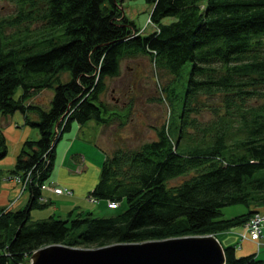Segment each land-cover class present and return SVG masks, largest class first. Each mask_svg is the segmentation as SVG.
<instances>
[{
	"label": "trees",
	"instance_id": "obj_1",
	"mask_svg": "<svg viewBox=\"0 0 264 264\" xmlns=\"http://www.w3.org/2000/svg\"><path fill=\"white\" fill-rule=\"evenodd\" d=\"M14 1L17 9L6 22L41 23L0 30V113L20 110L38 133L22 140L7 169L22 180L27 175L23 189L29 195L15 209L0 206V264L25 261L47 243L101 246L215 234L258 212L264 203V0H144L154 26L146 31L124 15L122 0ZM137 53L172 75L159 96L172 118L153 126L155 136L138 147L103 153L86 194L113 210L124 200V207L110 215L78 209L29 220L30 208L46 205L41 184L55 142L70 123L122 122L129 105L117 110L100 94L104 78L118 74L120 59ZM185 62L181 103L171 110L168 100L177 92L172 80ZM61 71L69 77L60 79ZM44 87H52L46 107L30 101ZM200 95H219L221 111L197 119ZM6 143L0 129V158ZM178 175L186 177L167 183ZM235 202L245 209L222 216L220 208ZM223 248L222 264H264L254 252L236 255L234 243Z\"/></svg>",
	"mask_w": 264,
	"mask_h": 264
},
{
	"label": "rangeland",
	"instance_id": "obj_2",
	"mask_svg": "<svg viewBox=\"0 0 264 264\" xmlns=\"http://www.w3.org/2000/svg\"><path fill=\"white\" fill-rule=\"evenodd\" d=\"M120 7L121 9H123L122 11L124 15L129 19H132L136 27H142L143 31L150 30V28L154 29L153 24L150 23V19L147 17L148 10L150 9V5L148 2L144 0H122ZM15 9H17V4H15L14 0H0L1 32L7 33L14 30L16 31V27L21 26V24L23 23L28 24L27 27H29V29H32L33 26L40 25V21H28L27 19L20 20V22L16 25H10L8 22H6V19L9 16L13 15ZM164 18L165 19L163 20L168 19V17ZM119 62L120 64L118 74L114 76H107L104 78L106 85L104 87V91L100 95L103 101H105L108 105L113 106V108L117 110L125 108L126 105H129V108L126 115L121 116L122 122H119L118 118L120 117H118L116 119L112 118V120L108 123L102 124V136H100L101 138L98 140L99 143L105 146V148L107 149L106 153H110L111 150L117 147H138V145L143 140H149L150 138L155 136L152 129L153 126H159L161 123H164L167 118L168 121L172 118L171 115L168 116L169 113L168 106L166 105L167 102H165L162 97H159L161 93L160 88L163 87L164 84L171 82L170 80L172 78V75L168 73L169 71H166L165 69L160 67L153 66L148 58V55L145 53H137L135 55L123 57ZM188 66L189 64L185 62L181 66L180 71L176 74V77L172 80L174 88L177 92L175 93L173 102L168 100V104L171 107V110L172 108L179 106V103H181L179 96H181L182 92H184L183 88L186 82ZM58 76H60V79L62 80L69 77L67 71H61ZM51 88L52 87H45L44 89H47L52 93ZM44 89L32 94H39L40 96H43L44 92H47ZM196 100V104L199 106V109L197 111L198 113L194 115L200 121L212 118V110L214 108H218L217 110L221 111L222 100H220L219 95H200L197 96ZM252 100L253 99H249L246 102L250 103L252 102ZM46 106L47 105H44V107ZM189 130L193 133L192 135L195 134L192 129ZM183 177L186 176L178 175L175 178L169 179L167 183L172 185V183L178 182ZM10 179L19 184V190H24V184H22V182H19L12 177H10ZM43 181H47V176ZM41 199L43 198L40 197V200ZM13 200L14 198L3 204V206H0H2L3 208H8V205H10ZM52 200L53 202L47 201L46 205L30 208L28 212V219L36 221L37 219L46 218L49 214L54 215L53 217H65L67 213H65V210H63L62 208L60 209L58 207L56 210H53V205L58 204V202L60 201L59 197L51 198V201ZM103 202L104 201L102 199H98V201L97 199L89 200V203H87V207H82V210H90L93 215L98 216L108 214L110 215V213L116 210L120 211V209H122L125 205L124 200H121L113 210L111 208H107ZM78 209H81V207ZM244 209L245 205L240 202H235L223 205L220 208V211L222 215L227 216ZM225 230L230 231V228H227ZM236 241L238 242V239ZM236 241L234 245L237 244Z\"/></svg>",
	"mask_w": 264,
	"mask_h": 264
},
{
	"label": "crops",
	"instance_id": "obj_3",
	"mask_svg": "<svg viewBox=\"0 0 264 264\" xmlns=\"http://www.w3.org/2000/svg\"><path fill=\"white\" fill-rule=\"evenodd\" d=\"M44 88H40L38 91ZM44 90L47 92H44L43 96L32 94L30 101L40 103L43 106L47 105L51 92L47 89ZM17 93L18 91L16 95ZM23 121L19 110L0 113V129L3 132L5 142H7L6 154L0 158V205L3 206V204L14 198L11 204L8 205L9 209L24 205L29 195L25 189L19 190V184L14 180L12 181L10 179L11 175L7 173V169L13 164L14 156L17 154L22 140L26 138L32 140L38 133L36 127ZM68 128L60 134L55 142L52 167L47 181H43L45 185L40 189V196L46 202H53L51 198L59 197L60 201L58 204L53 205V210L59 207L65 210V213L78 211L80 207L79 210H82V207H87V203H89L86 198L87 190L96 181L99 163L102 160L103 153L107 150L98 140L102 136V124L93 121L79 124L72 121ZM53 182L65 186V188H70L71 193H55L47 187ZM258 209L264 213V203L259 205ZM238 226H233L230 231H218L214 235L221 245L228 246V244H233L238 239L237 233L242 227ZM259 236L258 244L248 238L236 241L234 253L239 256L254 252L255 257L264 259V225L261 226Z\"/></svg>",
	"mask_w": 264,
	"mask_h": 264
},
{
	"label": "water",
	"instance_id": "obj_4",
	"mask_svg": "<svg viewBox=\"0 0 264 264\" xmlns=\"http://www.w3.org/2000/svg\"><path fill=\"white\" fill-rule=\"evenodd\" d=\"M217 239L204 233L101 246L47 243L18 264H222L224 246Z\"/></svg>",
	"mask_w": 264,
	"mask_h": 264
},
{
	"label": "built area",
	"instance_id": "obj_5",
	"mask_svg": "<svg viewBox=\"0 0 264 264\" xmlns=\"http://www.w3.org/2000/svg\"><path fill=\"white\" fill-rule=\"evenodd\" d=\"M26 174L24 175V178L23 180L17 175H11L12 178H14L15 180L19 181V182H22L23 184V181L25 180L26 178ZM56 183V182H55ZM49 184V187L52 191H54L55 193L56 192H67V193H70V189L69 188H65V186H62V185H59V184ZM44 184H41V186H43ZM86 198L87 200H94L91 196H87L86 195ZM105 204L109 207H113L115 205V202L114 201H108L105 202ZM262 224H264V213L263 212H260L258 210L257 211H254L251 216H249L245 221H243L241 223L240 226L241 229L238 231L237 235H238V240L240 239H251L253 241L256 242V244L259 243V240L258 238L260 237V228L261 226H263ZM240 264H243V263H240Z\"/></svg>",
	"mask_w": 264,
	"mask_h": 264
},
{
	"label": "bare ground",
	"instance_id": "obj_6",
	"mask_svg": "<svg viewBox=\"0 0 264 264\" xmlns=\"http://www.w3.org/2000/svg\"><path fill=\"white\" fill-rule=\"evenodd\" d=\"M53 184V183H52ZM49 186V185H48ZM71 191V190H70ZM62 193V192H61Z\"/></svg>",
	"mask_w": 264,
	"mask_h": 264
}]
</instances>
